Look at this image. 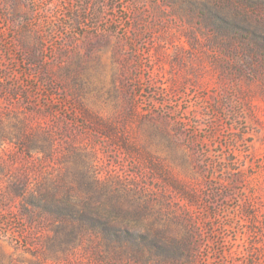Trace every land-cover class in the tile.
<instances>
[{"label":"rangeland","instance_id":"obj_1","mask_svg":"<svg viewBox=\"0 0 264 264\" xmlns=\"http://www.w3.org/2000/svg\"><path fill=\"white\" fill-rule=\"evenodd\" d=\"M0 264H264V0H0Z\"/></svg>","mask_w":264,"mask_h":264}]
</instances>
